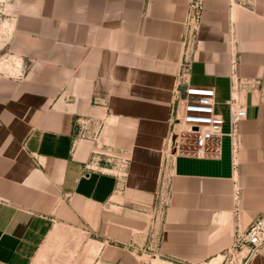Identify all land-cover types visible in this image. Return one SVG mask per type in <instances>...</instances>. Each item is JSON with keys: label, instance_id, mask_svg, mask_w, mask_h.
<instances>
[{"label": "crops", "instance_id": "0c3cea01", "mask_svg": "<svg viewBox=\"0 0 264 264\" xmlns=\"http://www.w3.org/2000/svg\"><path fill=\"white\" fill-rule=\"evenodd\" d=\"M187 6L0 0V264H143L132 240L146 227L139 205L153 201L175 113ZM206 6L190 83L216 90L225 135L220 158H176L164 264H223L236 232L264 214V20L239 0ZM233 64L250 82L239 90L247 116L235 169ZM79 118L98 120L101 139L77 137ZM116 150L131 158L129 194L98 160ZM238 255L264 264V250Z\"/></svg>", "mask_w": 264, "mask_h": 264}, {"label": "built area", "instance_id": "2783aa9c", "mask_svg": "<svg viewBox=\"0 0 264 264\" xmlns=\"http://www.w3.org/2000/svg\"><path fill=\"white\" fill-rule=\"evenodd\" d=\"M206 2L207 0H188V11L181 39L182 60L174 87L176 108L171 119L172 130L163 157V174L160 177L151 206V223L144 230H139L133 235V248L141 251L144 247L154 256H159L164 238L165 214L171 199L170 181L176 158L178 156L220 158L222 153L225 119L215 110L216 90L213 87L197 86L190 83L191 69L197 54L198 37L207 10ZM232 67L231 96L228 101L231 127L227 135L231 138L232 168L235 169L237 166L238 127L247 116V108L240 98L239 90L250 82L238 78L234 72L235 65L233 64ZM100 126L98 120L79 118L77 119V137L97 141ZM98 155L99 161L104 160L108 164H113L111 166L112 173L121 183L120 181L126 173L117 175V156L106 153H98ZM233 196L234 200L238 201L240 187L236 182ZM245 249L250 255L264 250V214L256 218L246 230L236 232L232 253L238 254Z\"/></svg>", "mask_w": 264, "mask_h": 264}, {"label": "rangeland", "instance_id": "374dc122", "mask_svg": "<svg viewBox=\"0 0 264 264\" xmlns=\"http://www.w3.org/2000/svg\"><path fill=\"white\" fill-rule=\"evenodd\" d=\"M239 3L250 7L251 9H254L255 12L253 14H255V16H257L258 18H261V20H264V0H239ZM180 128V126L178 127V129ZM103 126H100L99 129V133H98V138L97 140L101 139V134L103 131ZM171 130H172V121H171V128L169 131V134L167 137H165L162 142H161V146L159 149V154H160V164H159V176H158V181H157V186L160 180L161 175L163 174V157H164V153L166 151V147H167V143H168V139L170 137L171 134ZM106 154H111L114 156H117V175L119 173H126L123 177L121 182V186L119 188L120 191L123 192H127L128 189V178H129V169H130V164H131V158L130 156L127 154L126 151H122V150H116L114 152H107ZM110 158V157H108ZM113 164H110V166H112ZM122 169V170H121ZM157 186H156V190H157ZM155 190V193H156ZM128 193V192H127ZM125 193V194H127ZM129 194V193H128ZM154 198H155V194L153 197V201L151 203H143L141 205H139V212H141L143 215H145L146 217V227H148L151 223V218H152V211H151V206L154 202ZM145 227V228H146ZM144 228V229H145ZM142 229V230H144ZM146 245V242H144ZM139 253V259L143 262V264H164L165 261H167L166 259L160 257V256H154L152 253H150V251L145 250V248L143 247L141 251H138ZM240 259L241 256H239L238 254H230L227 256V258L225 259V262L223 264H240ZM172 262V261H170ZM174 264H181L179 262H173Z\"/></svg>", "mask_w": 264, "mask_h": 264}, {"label": "bare ground", "instance_id": "6f19581e", "mask_svg": "<svg viewBox=\"0 0 264 264\" xmlns=\"http://www.w3.org/2000/svg\"><path fill=\"white\" fill-rule=\"evenodd\" d=\"M3 65V64H2Z\"/></svg>", "mask_w": 264, "mask_h": 264}]
</instances>
